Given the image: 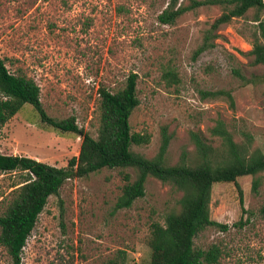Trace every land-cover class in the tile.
Instances as JSON below:
<instances>
[{
  "label": "rangeland",
  "instance_id": "1",
  "mask_svg": "<svg viewBox=\"0 0 264 264\" xmlns=\"http://www.w3.org/2000/svg\"><path fill=\"white\" fill-rule=\"evenodd\" d=\"M169 0H0V56L10 72L26 75L41 88V102L50 118L75 117L93 137L100 127L102 88L122 91L131 74L138 75L140 105L130 122L133 133L150 143L133 151L154 158L166 128L171 144L167 164L180 163L183 153L196 158L191 132L203 134L215 146L220 139L210 129L224 122L238 144L264 153V65L255 66L253 35L256 18L250 10L223 25L214 47L195 58L204 37L224 6L189 12L174 25L158 17ZM177 73L179 82L166 73ZM241 76L253 82L249 85ZM232 93L235 106L222 95ZM82 137L60 133L42 122L30 105L0 129V154L25 156L58 168L78 157ZM137 171L103 169L69 180L52 196L22 253V264H150L153 223L165 224L179 210L183 195L173 185L149 177L144 198L116 210L124 175ZM261 179L258 193L253 181ZM21 173L0 174V216L6 211ZM247 214H242L234 183L213 186L211 217L229 226L208 228L195 247L219 246L218 264H264V172L238 180ZM0 264H12L0 248Z\"/></svg>",
  "mask_w": 264,
  "mask_h": 264
},
{
  "label": "trees",
  "instance_id": "2",
  "mask_svg": "<svg viewBox=\"0 0 264 264\" xmlns=\"http://www.w3.org/2000/svg\"><path fill=\"white\" fill-rule=\"evenodd\" d=\"M224 6L195 58L214 47L217 31L236 18L244 17L250 10L264 12V0H169L168 7L158 17L162 25H174L185 14L205 6ZM257 30L253 35L255 66L264 65V20H255ZM166 77L179 82L176 72L169 71ZM241 78L249 85L252 80ZM138 75L131 74L125 88L113 93L102 88L100 94V127L93 137L82 130L75 117L64 120L50 118L41 102V88L26 75L10 72L6 59L0 56V129L16 116L25 105L32 106L43 123L60 133H73L82 137L78 157H73L66 168H58L36 159L0 154V174L21 173L23 181L13 188L6 211L0 216V248H4L12 264H22V253L34 231L40 215L52 196H58L69 180L88 177L103 169H127L137 171L132 181L130 174L124 175L125 185L116 210L128 209L136 200L144 198L149 177L173 185L183 195L179 210L166 217L165 224L153 223L149 246L153 252L150 264H218L222 256L219 246L208 250L195 247L197 236L208 228L227 231L229 226L211 217L212 189L218 183H234L242 214H247L244 193L238 180L257 176L264 172V153L238 144L224 122L210 129L213 137L220 139L215 146L203 134L191 132L196 148V158L183 153L180 163L169 165L166 156L171 144V135L166 128L162 132V144L154 158L133 151L134 146L150 143L149 135L132 132L131 116L140 105L137 95ZM204 98L226 96L235 106L232 93L224 91L203 92ZM253 191L258 193L261 179L253 181ZM264 214V208L262 210Z\"/></svg>",
  "mask_w": 264,
  "mask_h": 264
}]
</instances>
